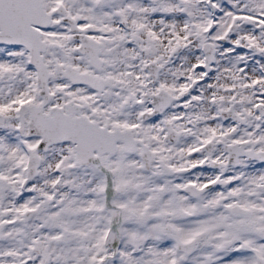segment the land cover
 I'll return each mask as SVG.
<instances>
[{"label":"snow or ice","instance_id":"snow-or-ice-1","mask_svg":"<svg viewBox=\"0 0 264 264\" xmlns=\"http://www.w3.org/2000/svg\"><path fill=\"white\" fill-rule=\"evenodd\" d=\"M0 264H264V0H0Z\"/></svg>","mask_w":264,"mask_h":264}]
</instances>
